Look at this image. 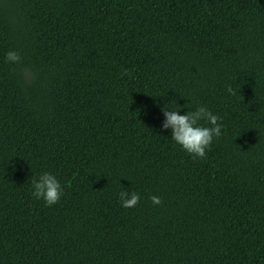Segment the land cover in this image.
Instances as JSON below:
<instances>
[{
	"label": "trees",
	"instance_id": "trees-1",
	"mask_svg": "<svg viewBox=\"0 0 264 264\" xmlns=\"http://www.w3.org/2000/svg\"><path fill=\"white\" fill-rule=\"evenodd\" d=\"M0 264H264V0H0Z\"/></svg>",
	"mask_w": 264,
	"mask_h": 264
},
{
	"label": "clouds",
	"instance_id": "clouds-1",
	"mask_svg": "<svg viewBox=\"0 0 264 264\" xmlns=\"http://www.w3.org/2000/svg\"><path fill=\"white\" fill-rule=\"evenodd\" d=\"M6 59L9 62L17 63L21 60V56L19 52L11 50L6 53ZM123 74L131 76V70L125 69ZM226 90L229 94H234L230 85L227 86ZM179 108L175 110L162 108L164 120L161 128L170 129L171 139L189 153L193 159L203 160L207 156L213 138L222 135V125L219 123L221 118L204 106H200L194 111H187L184 114H179ZM202 121H205L206 124L201 123ZM32 188V196L38 200L42 199L47 206L58 203L63 194L60 181L51 172H43L38 179H33ZM118 197L121 206L125 208L135 207L140 199L138 193L132 192L129 194L127 191L119 192ZM150 199L153 204L162 203L158 196L153 195Z\"/></svg>",
	"mask_w": 264,
	"mask_h": 264
}]
</instances>
